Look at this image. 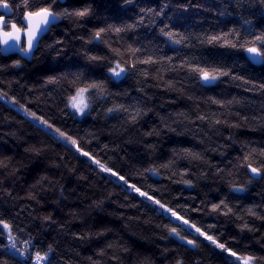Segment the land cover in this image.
Returning a JSON list of instances; mask_svg holds the SVG:
<instances>
[{
    "label": "trees",
    "instance_id": "16d2710c",
    "mask_svg": "<svg viewBox=\"0 0 264 264\" xmlns=\"http://www.w3.org/2000/svg\"><path fill=\"white\" fill-rule=\"evenodd\" d=\"M83 4H90L94 15L79 25L63 19L41 40L32 61L0 52V90L80 138L85 151L115 170L122 169L121 175L131 177L132 183L156 195L221 243L254 255L264 264V222L248 213L252 209L264 215V179H251L246 168L237 166L243 163L244 154L264 149V89L259 87L264 84V63L251 62L247 53L237 49L200 42L232 28L248 39L249 31L264 32L259 0H66L61 7ZM141 9L155 11L142 13ZM20 14L21 10L14 7L12 19L17 23ZM141 16L142 24L138 23ZM245 20L251 24L245 25ZM124 24L136 27L103 34L107 44L121 50L132 45L141 49L140 59L152 56L162 63L140 65L120 80L108 79L107 62H90L87 55L110 57L109 48L104 43L86 42L100 27ZM161 28L178 33L177 39H187L174 44L161 34ZM54 40L64 42L59 55L47 47ZM15 60L21 61L20 67H12ZM186 60L221 66L230 70V75L205 83L188 72ZM158 68L162 69L161 78L155 79ZM140 70L148 72L147 78ZM61 73H80L105 81L108 94L94 104L91 115L79 117L69 110L61 111L64 88L46 83L48 76ZM168 81L173 82V88L167 86ZM212 99L223 101V105L212 103ZM118 105L129 111L139 109L143 115L133 124L128 112H106ZM198 116L208 119L199 120ZM215 120H227L228 124L217 125ZM232 124L239 127H229ZM153 131L158 134L147 135ZM33 146L41 152L25 151ZM183 149H191L201 158L192 159ZM6 158L11 162L7 169L0 168V214L26 233L18 236L13 231L19 248H23L21 240L31 235L42 250L52 245L53 264H138L143 257L150 258L152 264H175L181 257L185 264H225L226 254L194 231L182 235L197 239L199 247L195 249L169 237L167 230L159 227L168 224V218L153 212L151 205L142 203L143 198L122 182L114 177L106 179L107 174L100 173L74 148L41 131L19 105L0 99V160L8 163ZM262 161L258 155L251 160L254 167H260ZM169 162L174 166L160 167ZM153 165L159 175L144 172ZM183 180H191L192 186ZM231 184L244 185L245 191H232ZM152 189H159V193ZM221 200L232 213L223 215V207L217 212L211 210V205ZM185 207L189 211L185 212ZM192 208L200 211L193 212ZM48 216L51 220L44 219ZM245 222L257 231L242 232ZM178 225L174 221L170 226ZM4 243L7 241L0 237V244ZM125 248L128 252L123 251ZM3 251L0 248V259H8L9 264H19L23 259L11 253L4 256ZM113 256L119 259L113 261Z\"/></svg>",
    "mask_w": 264,
    "mask_h": 264
},
{
    "label": "snow or ice",
    "instance_id": "6c2138e0",
    "mask_svg": "<svg viewBox=\"0 0 264 264\" xmlns=\"http://www.w3.org/2000/svg\"><path fill=\"white\" fill-rule=\"evenodd\" d=\"M131 0H125V3H130ZM259 4L262 7L261 15H264V0H259ZM21 10L19 17V23L16 20L11 18L10 13L13 12V8ZM0 8L5 10L4 15H0V52H9L16 51L22 54V57L31 58L34 56V52L38 51L40 48L41 40L50 32L53 28L63 19H72L73 22L77 25L81 21L86 20L94 15V9L90 4H83V6L78 7H61V0H0ZM142 13L154 12V9H141ZM144 17L141 16L138 23H143ZM245 25H250L251 21L245 20ZM136 24H124L122 26H113L108 25L107 28L100 27L96 29L91 38L86 42L88 44L92 43H104L110 50L111 56H102V55H87V59L90 62L96 64L106 63V73L107 78L112 80H120L126 78L129 73L136 72L138 66L140 65H160L162 63L159 59H154L152 56H148L145 59L139 58V53L141 52L140 48H135L132 45H128L126 48L121 50L120 48H114L103 38V34L114 32L122 33L127 32L131 29H134ZM168 25H165L167 28ZM243 27V26H242ZM165 28H161L160 32L174 44H181L187 37H182L177 39L178 33L174 31H165ZM250 39L246 38L243 32L237 30L236 28L230 29L227 33H221L220 35H212L206 37L205 40L200 42L207 43L209 45L220 44L222 47L237 49L244 53H247V59L253 63H264V32L254 33L249 31ZM81 39H83L81 37ZM64 42L62 40H54L53 44L47 45L48 48L57 51V55L62 51L59 48ZM168 61H171V57L166 58ZM21 61L15 60L12 62V67H20ZM188 72L194 74L199 80L205 83H211L213 81L219 80L221 77H226L230 75V70H225L221 66H211L207 63L201 64L199 62H190L185 61ZM162 69H157V74L154 77L155 79H160L159 72ZM140 75L147 78L148 72L146 70H140ZM71 77V78H69ZM233 79L244 80L243 76H234ZM46 83L53 85H60L64 88L66 95L63 98L64 110H69L73 116L85 117L91 115L94 110V104L101 99H104L108 94L105 81L96 80L90 77H85L80 73H61L59 75H50L48 76ZM245 83H251L250 81H245ZM66 86V87H65ZM169 88H173L174 84L172 81H168ZM261 89H264V84L259 86ZM0 99L8 102L9 100L13 105H19L22 109L26 118H30V122L34 123L44 131L46 134L52 135L53 138L59 143L63 142L65 146H71L75 149L82 157H86L87 161L93 164L96 168L99 169L100 173H105L107 176L106 179L111 180L115 178L116 181L122 182V185L130 190L131 193H136L138 197L143 198V202H147L151 205V210L156 212L159 216H165L168 218L169 223L160 225L167 230V235L169 237H175L179 241H183L184 244L192 246L193 249L198 248L199 244L197 239H188V236L182 235V232L185 231H194L197 234V237H203L204 240L210 242L215 246L216 249H219L221 253L226 254L225 264H259L260 258L246 254L243 252H238L233 250V248L228 247L227 243H221L216 239L215 236L209 235L208 232L202 230L189 219H186L185 216L180 215V213L175 210L173 207H169L167 203L162 202L161 199H158L156 195H150L148 191H143L141 187L137 186V183L131 182V177H126L121 175V170H115L113 166H109L108 163L102 162L100 159H97L89 151H85L83 147L80 146V138L74 137L66 131H62L59 127H56L54 123L50 122L44 117V115H39L36 111H33L28 107L27 104H20V101L15 97H9L7 92L0 90ZM211 99V98H210ZM212 103L223 105V101H218L212 99ZM231 103V101H229ZM117 111L128 112L129 119L131 123H136L138 118L143 115L142 111L137 109L135 111H129L123 105H118L106 110L107 113H113ZM199 120H207L206 116H198ZM246 121L248 118L243 117ZM215 124L219 125L221 123L228 124L227 120H215ZM229 127H239L238 124L229 125ZM174 131V129H172ZM158 134L153 132L147 133V135ZM231 139V137H229ZM86 143H91V141H86ZM107 148V145L104 146ZM25 151L35 152L39 154L41 149L36 147H30L25 149ZM175 151V150H174ZM184 154L189 156L192 159H200L199 153L192 152L191 149H183ZM259 156L264 158V149H261L257 152L256 149H252L247 154L243 155V163L237 165L238 167L246 168L250 174L251 179L257 177L264 179V161L261 162L260 167H254L251 160L253 156ZM8 163L5 160H0V168L7 169L11 162V158H6ZM239 159V158H238ZM170 166H174L173 162L165 163L160 165L161 168L168 169ZM17 170L13 169L15 174ZM222 171V170H220ZM144 172L150 173L152 175H159V170L153 165L151 167L145 168ZM187 173H180L181 176L186 175ZM46 179V178H42ZM141 179H147V177H141ZM171 179V177H169ZM251 179L249 183H251ZM182 183L192 186L191 180H183ZM151 189V186H149ZM156 193H159V189H152ZM231 190L235 192L245 191L244 185L231 184ZM30 198L36 199L34 195H31ZM203 203V201H201ZM135 207V205H133ZM226 209L223 212V215H228L232 213V208H230L224 200H221L218 204L213 203L211 205V210L213 212L219 211L221 208ZM185 212L189 211L188 208L183 209ZM191 211L198 212L200 209L192 208ZM250 216L256 217L260 221L264 222V215H259L256 211L252 209L248 210ZM45 220H51V217H45ZM174 221H178V226H170ZM209 228L213 227L212 225L208 226ZM253 232L257 231L249 226L248 223H244L241 226V231ZM13 231H16L17 235H25L23 229L14 227L12 223L3 218V215L0 214V237H3L7 243L0 244L2 248L3 255L8 256L9 253L13 257L19 256L23 259L19 261V264H53L52 254L54 249L52 245H48L46 250H42L37 247V241L35 237L28 235V239L21 240L23 248L17 247V236L13 235ZM102 234V233H101ZM98 234V235H101ZM83 239L84 237H80ZM109 249L113 248L112 244L108 245ZM124 252H128V249H123ZM167 251V249H165ZM100 255H104V250H101ZM113 261H117L119 258L113 256L111 258ZM0 264H9L8 259H0ZM138 264H152L150 258L143 257L140 258ZM175 264H185L184 259L177 258ZM198 264V262H197Z\"/></svg>",
    "mask_w": 264,
    "mask_h": 264
},
{
    "label": "water",
    "instance_id": "95a60500",
    "mask_svg": "<svg viewBox=\"0 0 264 264\" xmlns=\"http://www.w3.org/2000/svg\"><path fill=\"white\" fill-rule=\"evenodd\" d=\"M65 2H66V0H61V3H65ZM0 13H2V14L4 15V14H5V10L2 9V8H0ZM9 15H11V18H12V16H13V12L10 13ZM61 21H62V20H61ZM61 21H60V22H61ZM60 22H59V23H60ZM35 52H36V51H35ZM35 52H34V54H35ZM1 54H2L3 56L18 55L19 57H21L22 59H24V60H26V61H28V62L32 61V59H33V57H31V58H25V57H22V54L19 53V52H16V51L1 52Z\"/></svg>",
    "mask_w": 264,
    "mask_h": 264
},
{
    "label": "bare ground",
    "instance_id": "6f19581e",
    "mask_svg": "<svg viewBox=\"0 0 264 264\" xmlns=\"http://www.w3.org/2000/svg\"><path fill=\"white\" fill-rule=\"evenodd\" d=\"M13 17V16H12Z\"/></svg>",
    "mask_w": 264,
    "mask_h": 264
},
{
    "label": "rangeland",
    "instance_id": "374dc122",
    "mask_svg": "<svg viewBox=\"0 0 264 264\" xmlns=\"http://www.w3.org/2000/svg\"><path fill=\"white\" fill-rule=\"evenodd\" d=\"M22 110V109H21Z\"/></svg>",
    "mask_w": 264,
    "mask_h": 264
}]
</instances>
